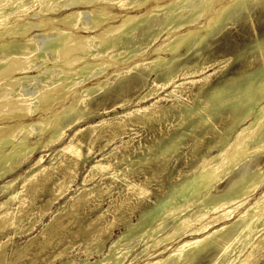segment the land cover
<instances>
[{
	"label": "bare ground",
	"instance_id": "obj_1",
	"mask_svg": "<svg viewBox=\"0 0 264 264\" xmlns=\"http://www.w3.org/2000/svg\"><path fill=\"white\" fill-rule=\"evenodd\" d=\"M0 192V264L260 262L264 0H0Z\"/></svg>",
	"mask_w": 264,
	"mask_h": 264
},
{
	"label": "rangeland",
	"instance_id": "obj_2",
	"mask_svg": "<svg viewBox=\"0 0 264 264\" xmlns=\"http://www.w3.org/2000/svg\"><path fill=\"white\" fill-rule=\"evenodd\" d=\"M253 19H254V21H255V23H257L258 21H261V18H258L256 15H253ZM239 30V31H238ZM243 30V31H242ZM242 32V35H244V29L243 28H238L237 29V32H238V35H240L241 34V32ZM235 35H237V34H235ZM232 36H233V33H232ZM216 46H217V44H215ZM236 64V63H235ZM234 63L233 64H230V65H228L227 66V69H232L234 66L233 65H235ZM153 79V77L152 76H150L149 77V79ZM133 93V94H132ZM131 95H135L134 94V91H131V93H130ZM108 96V95H107ZM114 96V97H113ZM116 100V101H115ZM111 101V102H110ZM120 100H118V98H116L115 97V95H111L110 97H109V99H108V101H107V103H105V105L106 106H104V107H106V108H108L105 112L104 111H99V112H97V114H95L93 117H92V121L93 122H98L99 121V118L100 117H102V118H105V117H110V116H112L114 113H121L122 111L121 110H123L121 107H119V105L118 104H116V105H113V103H117V102H119ZM132 102H134V104H135V102H136V100H135V97H133L132 99H131V103ZM134 104H132V106L134 105ZM113 105V106H112ZM130 105V104H129ZM110 107V108H109ZM112 107V108H111ZM129 108H131V106H129ZM111 110H113V111H111ZM100 113V115H98ZM103 113V114H102ZM139 130V134H145V135H147V133H145V131L142 129L141 130V128H138ZM67 135L69 134V136H71V135H73V133L71 132V133H69V132H67L66 133ZM144 135V136H145ZM66 139V138H65ZM83 150L85 149V147H81ZM96 151V148H95V150H94V152ZM93 152V153H94ZM49 154V152L47 153V155ZM40 156V154L39 153H35L31 158H29V159H26L25 161H24V163L22 164V165H19V167H18V169L15 171V173H16V175L13 177V178H15L18 174H19V176H23V175H25V173L27 172V171H29V170H32L34 167L32 166L34 163H35V161L38 159V157ZM90 156H92V154H89L88 155V157H90ZM49 157H45L44 158V160H43V162H42V164H43V166L45 165H47L48 163H49ZM99 159V158H98ZM14 173V174H15ZM10 179H12V178H10ZM7 180H9V178H7V179H5V180H3L2 182H6ZM1 182V183H2ZM16 184L17 185H20V183L18 184V181H16L15 182V186H16ZM88 185H90V183H88V184H86V186H88ZM73 189H76V186L74 185V186H72L71 187V190H73ZM71 194H72V192H70ZM4 196L5 195H2V193L0 192V203L4 200ZM45 196V194H43V192L42 193H40L39 194V196H38V198H37V201H39L40 200V198L41 197H44ZM64 197V196H63ZM61 198V199H58V201H56V202H54L51 206H50V214L52 213V212H54V211H56L57 210V208L58 207H61V206H63L64 205V202L67 200V198L68 197H65V199L64 198ZM104 200L106 199V197L105 198H103ZM105 203L106 202H104L103 203V206L105 205ZM78 214L79 215H77V217L73 220V222H75V223H72L71 221L67 224V228H68V230L67 231H74V230H76V225L78 224H76V221L77 222H80L82 225H86L87 224V221L89 220V218L90 217H93V215H89V212H88V210H87V208L85 207V208H83V209H79L78 210ZM62 215V214H61ZM48 220H49V218H48V215L47 216H45L44 218H42V222H44V223H47L48 222ZM64 221H68L67 219H64ZM36 227H38V225H36ZM8 233L10 234L9 235V237L11 238V243L9 242L7 245H6V247H5V250H6V252L8 253V254H10V249H12V247H14L15 245H20V244H23L25 241H26V238H28V236L29 237H32V236H34L35 235V233L32 231L30 234H28V235H25V234H20V235H14V233L13 232H11V231H8ZM32 233H33V235H32ZM119 234V230H115V235H118ZM80 238L81 237H77L76 239L74 238V239H66V241L64 242V241H62V243L60 242V244H59V247L60 248H64L63 246L64 245H66L67 246V243H68V247L70 246L71 247V249H67L66 251H65V253H64V255L60 258L61 260H63V261H66V259H78L80 256H82L81 254H79V249H80V247L81 246H84V245H86L85 244V242L82 240V238H81V242H80ZM2 240L3 241H5V239L4 238H2ZM73 240V241H72ZM72 243V244H70V243ZM84 242V243H83ZM81 243H83V244H81ZM63 245V246H62ZM79 245H80V247H79ZM85 247V246H84ZM51 254H50V253ZM52 252H53V250H47L46 251V256L45 257H47V256H49V255H53L52 254ZM262 252H264V249L262 250ZM66 253H67V255H66ZM9 257V256H8ZM58 262H59V259L57 258L55 261H54V263L53 264H58ZM49 264V263H48ZM257 264H264V257L263 258H261V260H260V262H258Z\"/></svg>",
	"mask_w": 264,
	"mask_h": 264
}]
</instances>
